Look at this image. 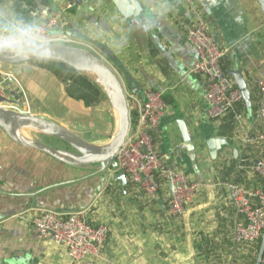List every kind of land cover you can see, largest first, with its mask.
I'll use <instances>...</instances> for the list:
<instances>
[{"label":"crops","instance_id":"obj_1","mask_svg":"<svg viewBox=\"0 0 264 264\" xmlns=\"http://www.w3.org/2000/svg\"><path fill=\"white\" fill-rule=\"evenodd\" d=\"M138 1L140 15L127 17L112 0L82 5L70 0H9L26 16L38 15L42 23L56 21L52 32L92 47L119 73L121 66L141 90L129 96H141L144 90L162 92L166 112L155 135L159 153L169 167L182 169L200 184L198 193L183 216H174L169 213L165 186L150 201L127 177L124 184L111 176V168L102 172L100 166L69 167L18 145L0 127V264H255L257 255L233 240L239 217L227 185L257 189L262 184L256 173L242 168L254 165L264 151L257 141L264 134V120L258 117V81L264 77L260 4L197 0L211 33L226 50L222 70L237 88L233 73L240 74L250 91L249 107L243 99L227 116L212 121L204 100L206 79L191 73L196 51L180 27L182 22L191 23L184 0ZM164 9L172 10L153 31L141 30V23L157 19ZM0 71L10 77L6 83L10 109L44 117L94 145H107L115 136L119 120L109 96L87 105L71 97L62 80L34 62L0 63ZM181 122L192 138L197 168L187 148H177L186 145ZM19 133L63 152L71 147L39 128L24 127ZM212 138L227 143L216 159L207 145ZM247 138L251 143H245ZM39 209L85 211L91 224L108 226L103 258L75 263L63 247L38 238L29 219Z\"/></svg>","mask_w":264,"mask_h":264},{"label":"built area","instance_id":"obj_2","mask_svg":"<svg viewBox=\"0 0 264 264\" xmlns=\"http://www.w3.org/2000/svg\"><path fill=\"white\" fill-rule=\"evenodd\" d=\"M184 2L191 23L182 22L180 27L196 51L191 73L205 77L204 100L207 115L210 120L217 121L243 101V94L222 70L221 62L226 50L211 33L205 9L197 0ZM43 24L49 31L56 27L54 20ZM58 42L94 51L90 46L75 43L65 33L58 35ZM9 78L0 71V99L8 98L6 83ZM258 90V117L264 120V77L258 81ZM129 101L131 129L117 154L115 167H111V176L123 172L130 184L140 189L150 201L156 200L161 187L165 186L169 213L181 217L186 212V207L193 202L200 184L191 181L182 169L169 167L159 153L155 135L166 112L163 94L160 91L144 90L141 96H129ZM0 108L13 110L5 101H0ZM257 141L264 147V134ZM245 143H251V140L247 138ZM177 148L185 150L187 147L181 144ZM242 168L256 173L262 184L257 189H248L236 183H228L229 201L239 217L233 240L237 246L245 247L257 255L264 233V151L254 165H243ZM29 222L38 238L50 239L63 247L69 259L75 263L99 260L105 254L110 229L105 225L91 224L85 211L60 213L39 209Z\"/></svg>","mask_w":264,"mask_h":264},{"label":"water","instance_id":"obj_3","mask_svg":"<svg viewBox=\"0 0 264 264\" xmlns=\"http://www.w3.org/2000/svg\"><path fill=\"white\" fill-rule=\"evenodd\" d=\"M70 1L77 5H82L83 3L80 0ZM112 2L115 4L117 9L127 17L133 16L132 13H135L134 16L138 17L142 11L138 0H112ZM258 3L260 4L261 10L264 13V0H258ZM58 43L61 47L59 51L61 52L63 59L55 61L56 63L71 66L80 73V68L93 71L101 75L108 86L112 89L115 95V100H113L111 97L110 100L115 109L118 111L119 115V125L113 139L110 141V143L104 146L94 145L79 135L65 129L64 127H61L52 121H49L44 117H38L29 113H21L2 108H0V127L6 132L8 137L18 145L27 149L38 151L59 163L73 168L100 166L102 172L106 171L108 168L115 167V159L117 154L125 143V140L131 129L132 113L130 109L129 92L132 94H137L138 92H141V90L138 88V85L132 79L131 75H129L121 66H119V69L121 70L119 73L114 69L109 61L92 50L60 42ZM0 63L11 66L20 65L9 62L4 57H0ZM233 75L238 88L243 94V99L249 107L250 91L248 90V87L245 81L241 78L240 74L233 73ZM107 95L109 96L108 93ZM0 101L12 102L9 99H0ZM24 127L39 128L53 137L62 139L70 144L72 151L63 152L43 142L25 139L19 133V130ZM180 128L182 130L183 140L186 142L190 160L192 161L194 167L197 168V154L194 149L192 138L189 137L186 126L182 124V122L180 124ZM226 144V141L223 139H210L207 142V145L211 153V158L216 159L218 150L222 145ZM234 154H237V149L234 150ZM116 179H121L124 184L126 183V175L123 172L117 174ZM263 257L264 233L261 237L255 264H262Z\"/></svg>","mask_w":264,"mask_h":264},{"label":"clouds","instance_id":"obj_4","mask_svg":"<svg viewBox=\"0 0 264 264\" xmlns=\"http://www.w3.org/2000/svg\"><path fill=\"white\" fill-rule=\"evenodd\" d=\"M171 10L164 9L157 19L141 23V30L146 33L153 31ZM60 48L58 33L49 31L38 15L26 16L17 11L9 0H0V57L16 64L30 61L50 63L63 59Z\"/></svg>","mask_w":264,"mask_h":264},{"label":"trees","instance_id":"obj_5","mask_svg":"<svg viewBox=\"0 0 264 264\" xmlns=\"http://www.w3.org/2000/svg\"><path fill=\"white\" fill-rule=\"evenodd\" d=\"M34 64L62 80L67 86V93L75 99L83 100L87 105L107 99L108 95L101 86L71 66L56 62ZM66 151H72V148L69 147Z\"/></svg>","mask_w":264,"mask_h":264},{"label":"bare ground","instance_id":"obj_6","mask_svg":"<svg viewBox=\"0 0 264 264\" xmlns=\"http://www.w3.org/2000/svg\"><path fill=\"white\" fill-rule=\"evenodd\" d=\"M80 71L82 73H84V75H88V77L91 78L93 81L98 82L99 84H101L105 88L106 92L112 97V99L115 100V95H114L112 89L108 86V84L102 78L101 75H99V74H97V73H95L93 71L84 69V68H80ZM116 114H117L118 120H119V115H118V111L117 110H116Z\"/></svg>","mask_w":264,"mask_h":264},{"label":"rangeland","instance_id":"obj_7","mask_svg":"<svg viewBox=\"0 0 264 264\" xmlns=\"http://www.w3.org/2000/svg\"><path fill=\"white\" fill-rule=\"evenodd\" d=\"M88 76V75H87ZM97 84H99L98 82H97ZM104 90H105V88L101 85V84H99ZM106 91V90H105ZM109 97H111L110 95H109ZM112 98V97H111ZM109 105H110V107H111V109L112 108H114L115 109V107H114V105L112 104V102H111V100H109ZM16 109L18 108V106H14ZM116 110V109H115ZM117 118H118V116H117ZM260 246V245H259Z\"/></svg>","mask_w":264,"mask_h":264}]
</instances>
